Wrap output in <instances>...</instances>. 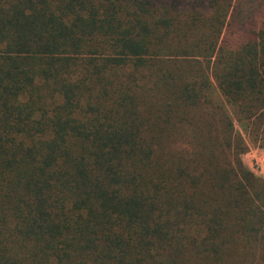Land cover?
Masks as SVG:
<instances>
[{
    "label": "trees",
    "instance_id": "obj_1",
    "mask_svg": "<svg viewBox=\"0 0 264 264\" xmlns=\"http://www.w3.org/2000/svg\"><path fill=\"white\" fill-rule=\"evenodd\" d=\"M245 7V6H243ZM0 0V264H264V0Z\"/></svg>",
    "mask_w": 264,
    "mask_h": 264
},
{
    "label": "rangeland",
    "instance_id": "obj_2",
    "mask_svg": "<svg viewBox=\"0 0 264 264\" xmlns=\"http://www.w3.org/2000/svg\"><path fill=\"white\" fill-rule=\"evenodd\" d=\"M239 4V7L247 8L249 0H235ZM235 122L236 130L242 134L246 144L247 151L242 155V160L247 167H249L256 175L264 178V144H261L263 135L259 134V139H256L254 132H251V127H246L240 124L237 120ZM264 127V118L262 125L259 127L262 130Z\"/></svg>",
    "mask_w": 264,
    "mask_h": 264
}]
</instances>
